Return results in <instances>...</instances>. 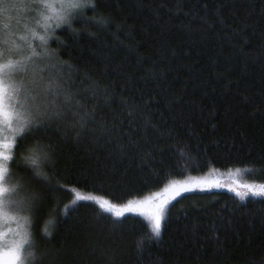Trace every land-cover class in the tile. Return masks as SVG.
Instances as JSON below:
<instances>
[{
    "label": "trees",
    "instance_id": "16d2710c",
    "mask_svg": "<svg viewBox=\"0 0 264 264\" xmlns=\"http://www.w3.org/2000/svg\"><path fill=\"white\" fill-rule=\"evenodd\" d=\"M93 3L69 24L51 19L54 55L39 62L60 85V115L38 138L59 190L32 179L23 156L35 140L18 139L12 172L44 200L31 264H264V197L183 192L159 238L139 211L116 221L95 200L72 203L78 192L123 208L212 172L264 182V0Z\"/></svg>",
    "mask_w": 264,
    "mask_h": 264
},
{
    "label": "snow or ice",
    "instance_id": "6c2138e0",
    "mask_svg": "<svg viewBox=\"0 0 264 264\" xmlns=\"http://www.w3.org/2000/svg\"><path fill=\"white\" fill-rule=\"evenodd\" d=\"M93 0H61L59 10L52 0H0V264H31L38 257L32 251L33 233L29 231L33 214L44 203L40 192L30 189L12 172L15 160L18 139L20 142L34 139L23 156L24 164L30 170L32 179L48 193L59 190L53 185V177L49 175L53 165L52 148L48 144L40 143L39 137L46 135L52 118L58 117L60 111L56 100L60 95L58 81H43L44 67L40 61H51L54 53L47 45L50 40L49 23L53 17L56 27L69 24L72 15L81 10L91 8L96 11ZM31 11L36 17V26L24 25L25 34L18 35L12 31L13 13ZM98 27L106 28L110 20L100 17L93 21ZM19 23V21H17ZM39 41L40 51L33 46ZM51 66V65H48ZM31 74V85L37 81L43 83L39 91L30 86L25 79ZM65 103H71V97L65 95ZM58 175V174H57ZM58 183V181H57ZM59 187H63L60 185ZM212 187H223L218 182L209 183L198 178H189L184 182L173 183L165 192L171 195L164 198L157 194V198L146 201L129 203L119 208L107 200L94 196H84L75 193L77 201L95 200L99 207L111 213L116 221L124 217L126 212L139 211L146 216L150 223L151 234L159 238L162 231V222L166 219V210L171 201L183 192H192L197 189L205 191ZM243 189V191H241ZM241 200L249 193L253 196H264V184H241L229 188ZM67 207V206H65ZM15 225V228H13ZM54 220L49 219L43 227V235L51 237L50 226ZM27 246V248H26ZM138 247L142 242H138ZM40 264H43L42 258Z\"/></svg>",
    "mask_w": 264,
    "mask_h": 264
},
{
    "label": "rangeland",
    "instance_id": "374dc122",
    "mask_svg": "<svg viewBox=\"0 0 264 264\" xmlns=\"http://www.w3.org/2000/svg\"><path fill=\"white\" fill-rule=\"evenodd\" d=\"M52 2L56 3L57 10H59V4H60L61 0H52ZM13 16H14V19L12 21V31L16 32L18 35L25 34V29H24V25L25 24H27L28 27H35L36 26L35 14L32 13L31 11L26 12V13H19V14L13 13ZM17 21H19V23H17ZM2 22L3 21L0 20V23H2ZM49 26H50V23H49ZM33 46L37 48V51H40L39 41H34L33 42ZM25 79L29 82L30 86H34V87L37 88V83H36V85H31V74H29L28 77H25ZM198 179L207 181L209 183L218 182L219 184L223 185V187H212V189L234 188V187H236V182H239L241 184H245V183H247V184H256V185L264 184V182L263 183H256V182L245 181V180H243V179H241V178H239L237 176H234L232 173L228 174V173L212 172V173H210V174H208L206 176L199 177ZM181 182H184V181H181ZM177 183H179V182H177ZM169 186H167L166 188H169ZM166 188H164L162 191H160L158 193H155V194L149 196L148 198L143 199V200H141L139 202L146 201L150 197L156 199L157 198V194H160V197L166 198V196L171 193V191L165 192ZM241 191H243V189H241ZM247 196H253V195H251V193H249ZM256 197H264V196H256ZM139 202H136V203H139ZM13 228H15V225H13ZM29 231H30V228H29ZM26 248H27V246H26Z\"/></svg>",
    "mask_w": 264,
    "mask_h": 264
}]
</instances>
